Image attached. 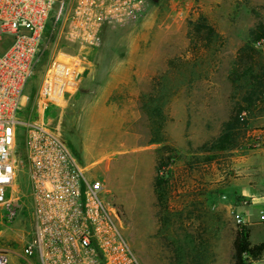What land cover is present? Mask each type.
I'll list each match as a JSON object with an SVG mask.
<instances>
[{
    "label": "rangeland",
    "instance_id": "obj_1",
    "mask_svg": "<svg viewBox=\"0 0 264 264\" xmlns=\"http://www.w3.org/2000/svg\"><path fill=\"white\" fill-rule=\"evenodd\" d=\"M176 2L155 0L145 19L108 28L93 46L47 29L21 116L32 115L52 57H81L77 92L48 116L80 166L101 179L139 262L232 264L237 224L222 176L233 175L236 149L250 144L249 113L229 143L221 135L247 106V78L233 83L232 75L242 67L238 53L250 32L264 26V0H199L190 20L173 22ZM257 51L255 72L264 65V49ZM20 160L10 194L14 217L0 206V253L12 264H25L22 251L34 225L23 155ZM159 162L171 166L161 168L158 177L167 184L156 191Z\"/></svg>",
    "mask_w": 264,
    "mask_h": 264
},
{
    "label": "built area",
    "instance_id": "obj_2",
    "mask_svg": "<svg viewBox=\"0 0 264 264\" xmlns=\"http://www.w3.org/2000/svg\"><path fill=\"white\" fill-rule=\"evenodd\" d=\"M70 1L67 9L66 0H0V206L8 219L14 217L10 194L23 155L34 213L33 232L22 251L25 264H141L120 230L114 206L104 198L101 179L89 176L50 123L49 109L66 106L79 88L82 58L52 57L32 115L21 114L47 29L93 46L102 27L124 28L145 19L155 0ZM198 2L177 0L170 20H190ZM261 146L264 132L252 135L247 149ZM234 218L242 224L239 214ZM0 264L12 261L0 253Z\"/></svg>",
    "mask_w": 264,
    "mask_h": 264
},
{
    "label": "crops",
    "instance_id": "obj_3",
    "mask_svg": "<svg viewBox=\"0 0 264 264\" xmlns=\"http://www.w3.org/2000/svg\"><path fill=\"white\" fill-rule=\"evenodd\" d=\"M248 121L254 126L248 134L264 132V107L255 104ZM258 122L260 124L256 126ZM222 179L233 211L240 215L242 224L249 229L250 243L264 244V146L236 149L234 173L232 176L224 174ZM251 264H264V255Z\"/></svg>",
    "mask_w": 264,
    "mask_h": 264
},
{
    "label": "trees",
    "instance_id": "obj_4",
    "mask_svg": "<svg viewBox=\"0 0 264 264\" xmlns=\"http://www.w3.org/2000/svg\"><path fill=\"white\" fill-rule=\"evenodd\" d=\"M108 27H102L99 36L101 37ZM259 43V46L256 44ZM264 49V26H259L256 30L250 32L249 43L240 48L238 53L239 64L242 67H237L232 75V82L235 83L247 78V92L243 98V102L247 104L245 109H239L229 121L224 124L221 141L229 143L233 135L238 130L243 128L246 123V117L240 118V114L245 112L250 113L251 109L257 102L264 101V65L259 67L260 71L255 72V67L259 66L257 59L260 56L257 49ZM256 73V74H255ZM249 87V88H248ZM34 95V94H33ZM50 110V109H49ZM245 110V111H242ZM169 167L171 164L159 162L157 165V177L155 181V188L159 189L162 185H166L167 181L160 180L158 175L161 173V168ZM237 229L233 235L231 243V263L232 264H251L264 255V244L252 245L249 241V229L244 224L236 225Z\"/></svg>",
    "mask_w": 264,
    "mask_h": 264
}]
</instances>
